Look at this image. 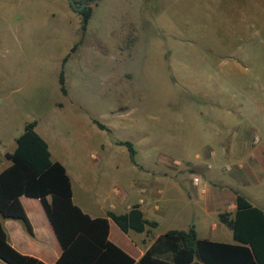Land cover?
<instances>
[{"label": "rangeland", "instance_id": "1", "mask_svg": "<svg viewBox=\"0 0 264 264\" xmlns=\"http://www.w3.org/2000/svg\"><path fill=\"white\" fill-rule=\"evenodd\" d=\"M76 2L93 10L84 34L69 0H0V103L18 104L20 135L37 120L79 186L111 201L136 176L139 199L148 177L135 166L208 187L250 166V151L226 152L264 138V0ZM156 176L169 197L182 195Z\"/></svg>", "mask_w": 264, "mask_h": 264}, {"label": "trees", "instance_id": "2", "mask_svg": "<svg viewBox=\"0 0 264 264\" xmlns=\"http://www.w3.org/2000/svg\"><path fill=\"white\" fill-rule=\"evenodd\" d=\"M97 2L99 0H85ZM81 30L87 31L93 10L79 12ZM63 60L59 84L67 93ZM38 122L27 123L17 139V149L7 155L12 165L0 174V215L20 220L30 234L32 225L21 203L26 196L40 200L62 247L55 264H264V212L237 193L236 212L219 215V220L232 230L236 244L199 239L195 226L188 231H170L160 236L136 261L109 239L110 220L125 233H142L156 222L147 221L139 206L127 214L108 212L106 217L91 218L73 201L71 178L66 167L53 161L47 142L37 133ZM126 146L135 161L136 150L131 142ZM0 261L6 264H45L31 256L22 255L10 244L0 219Z\"/></svg>", "mask_w": 264, "mask_h": 264}, {"label": "crops", "instance_id": "3", "mask_svg": "<svg viewBox=\"0 0 264 264\" xmlns=\"http://www.w3.org/2000/svg\"><path fill=\"white\" fill-rule=\"evenodd\" d=\"M7 96H1L0 103V174L12 165L7 155L15 152L17 139L23 134L20 135L19 131L20 108L11 99V95ZM27 123L30 122L23 124L24 130ZM38 128L39 122L36 131L47 142L53 161L60 162L66 167L72 182L74 203L91 218L106 217L108 212L118 215L127 214L134 206H139L147 221L157 223L156 227L147 226L142 233L133 230L125 233L114 221L110 220V241L136 261L143 257L160 236L170 231H188L193 225L199 239L236 244L232 230L220 222L219 215L229 213L233 216L235 214L237 193L242 194L253 206L264 212V181L260 178L264 176L263 137L256 141L253 140L252 143L247 139L244 144L243 140H241L242 143L237 140V146L228 145L226 156L229 154L241 160L248 154V151L252 155L249 167L241 163L235 168H228L230 173H233L229 176L230 183L228 184L220 185L216 176H210L208 178L212 184L208 187L206 184H201L199 177L194 176L192 179L185 176L184 178L181 177L179 171L169 173L170 170L167 167L157 172L140 171L135 166V176L137 172H140L148 177L147 183L139 188L141 194L139 199L133 200L138 191L136 176L129 187L127 186L128 189L117 190L115 198L111 201L107 198L100 199L94 190L83 181V178L82 182L80 181V187L77 182L78 176L69 169V162L56 154L57 152L53 153L51 139L45 133H40ZM200 158L201 156L197 155L196 159ZM156 175L178 183L182 195L175 199L169 197L167 190L155 183V179L159 178ZM196 179H198L197 183ZM20 200L32 225L33 234L28 232L22 221L4 218L0 215L10 244L22 255L34 257L45 264H55L63 250L40 200L26 196H22ZM184 213H186V218L181 220ZM208 216H213L212 220H208Z\"/></svg>", "mask_w": 264, "mask_h": 264}, {"label": "water", "instance_id": "4", "mask_svg": "<svg viewBox=\"0 0 264 264\" xmlns=\"http://www.w3.org/2000/svg\"><path fill=\"white\" fill-rule=\"evenodd\" d=\"M71 7L78 12H81L85 8V3L81 4V6H78V3L76 0H69Z\"/></svg>", "mask_w": 264, "mask_h": 264}, {"label": "built area", "instance_id": "5", "mask_svg": "<svg viewBox=\"0 0 264 264\" xmlns=\"http://www.w3.org/2000/svg\"><path fill=\"white\" fill-rule=\"evenodd\" d=\"M195 182L197 183L198 182V179H196Z\"/></svg>", "mask_w": 264, "mask_h": 264}]
</instances>
